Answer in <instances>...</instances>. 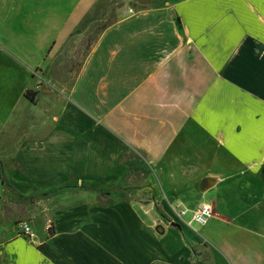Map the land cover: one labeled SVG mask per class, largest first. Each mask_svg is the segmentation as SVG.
I'll return each mask as SVG.
<instances>
[{"label": "crops", "instance_id": "0c3cea01", "mask_svg": "<svg viewBox=\"0 0 264 264\" xmlns=\"http://www.w3.org/2000/svg\"><path fill=\"white\" fill-rule=\"evenodd\" d=\"M96 1L0 0V264H264V0L132 12L70 70Z\"/></svg>", "mask_w": 264, "mask_h": 264}, {"label": "rangeland", "instance_id": "374dc122", "mask_svg": "<svg viewBox=\"0 0 264 264\" xmlns=\"http://www.w3.org/2000/svg\"><path fill=\"white\" fill-rule=\"evenodd\" d=\"M98 1L99 0H97L93 4L92 8L77 28V31H83L84 33L82 36L79 37L81 40L77 42L76 40L78 39V37H75V42L71 41L70 44L65 47L64 51L58 56V59L56 60L57 63H64L70 70L74 71L76 69L77 64H79V62L83 59L84 55L87 52V49L90 47L92 41L96 38L103 25L111 22L113 19L129 15L139 8L165 6L177 0H102L100 6L96 7ZM61 65L62 64H60V66ZM34 75L37 78V86L42 87L52 85V83H50L47 77H45V75L43 76L38 70L34 71ZM138 161L142 162L141 158H138ZM137 165L138 164L136 163V168ZM131 171H133L136 177L138 178V181L135 184H143L145 186L152 187L149 191V195L147 196V198H152L153 205L156 208L160 209L162 206L161 202L155 200L156 194H159V191L156 185L153 184L156 180L152 175V169L139 168L131 169ZM165 202H167L169 208L176 204L175 201L171 200L168 197H165ZM158 218L161 220L163 219L161 214H158ZM17 222L20 223L22 222V220H17L16 223ZM205 251L206 250H204L203 248L198 250V254H200L201 258L195 264H204V261H206V259L208 258V255Z\"/></svg>", "mask_w": 264, "mask_h": 264}, {"label": "built area", "instance_id": "2783aa9c", "mask_svg": "<svg viewBox=\"0 0 264 264\" xmlns=\"http://www.w3.org/2000/svg\"><path fill=\"white\" fill-rule=\"evenodd\" d=\"M170 209L179 220H183L184 217L187 215L186 208L181 207L179 203H176ZM211 214H212L211 206L207 203H201L192 211L190 215V219L187 222V224L193 222L199 225H203L206 223L207 219L211 216ZM19 228H20V232L23 235H27L29 237L33 235L29 225L26 222H21L19 224Z\"/></svg>", "mask_w": 264, "mask_h": 264}, {"label": "water", "instance_id": "95a60500", "mask_svg": "<svg viewBox=\"0 0 264 264\" xmlns=\"http://www.w3.org/2000/svg\"><path fill=\"white\" fill-rule=\"evenodd\" d=\"M214 183H215V180L213 178L205 176L199 180L197 188L199 191L204 192L208 188L213 186ZM155 230H157V228Z\"/></svg>", "mask_w": 264, "mask_h": 264}, {"label": "trees", "instance_id": "16d2710c", "mask_svg": "<svg viewBox=\"0 0 264 264\" xmlns=\"http://www.w3.org/2000/svg\"><path fill=\"white\" fill-rule=\"evenodd\" d=\"M101 3H102V0H99V1L97 2V4H96V5H97L96 7H99ZM142 9H145V8H139V9H137L136 11H139V10H142ZM136 11H135V12H136ZM121 18H122V17H121ZM121 18L113 19L111 22H109V23L103 25V26L101 27L99 33L102 32L106 27H108V26L111 25L112 23H115L116 21H118V20L121 19ZM99 33H98V34H99Z\"/></svg>", "mask_w": 264, "mask_h": 264}]
</instances>
